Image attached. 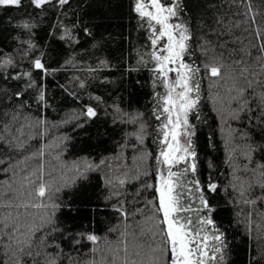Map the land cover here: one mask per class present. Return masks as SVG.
<instances>
[{"label":"trees","instance_id":"obj_1","mask_svg":"<svg viewBox=\"0 0 264 264\" xmlns=\"http://www.w3.org/2000/svg\"><path fill=\"white\" fill-rule=\"evenodd\" d=\"M133 4L134 0H69L61 6L58 0H52L43 8H35L28 0H23L19 8L0 7V58L11 57L15 65L0 69L3 73L0 75V134L11 138L18 135L16 130L21 125H25L24 133L33 136L23 155L0 146V159L5 161L0 164V169L16 164L17 160L43 145L46 172L51 173L58 185H65L67 180L66 186L55 194V202L60 205L55 215L56 226L63 230V235L55 234L60 248L46 249L51 257H56L62 250L63 255L57 257V264H85L104 257L110 259V254H115L117 248L115 242L127 225H130L128 232L135 231L137 235L140 227L148 228L140 215H130L127 221H122L113 209L118 199L115 196L108 199L112 189L106 183V176L112 175L118 166H123V171L136 167V153L131 149L135 138L129 133L137 130L139 122L136 125L122 122V118L127 120L124 114H144L142 119L149 125L145 144L155 153L152 139L156 122L151 114L154 89L149 70L152 65L144 67L140 63L141 56L148 59L146 53L150 45L146 26L141 27L143 21L132 10ZM182 4L186 13H181V19L188 21L193 32L192 55L186 59L201 67L211 57L224 64L221 79H208L201 72L200 119L195 118L196 114L189 116L190 123L195 125L197 178L202 184L214 182L218 185L216 192L205 191V196L213 209L217 226L225 234L224 264H264V200L257 199L262 190L255 187L249 198L256 203L246 206L237 203L240 197L230 185L234 169L237 170L236 176L248 182L253 176L244 170L245 165L251 169L264 164V131L250 124L244 113L238 120L230 118V113L238 106L232 100L236 93L230 89L234 82L243 83L237 80L236 61L242 57L248 61L247 52L253 57L257 55L252 45L258 43L256 31L264 29V0H182ZM85 28L90 34L84 32ZM65 30L70 33V38L61 39ZM202 45L207 48V58ZM36 58L55 71L42 78L41 73L31 69V62ZM69 60L71 63L66 64L65 61ZM101 61L106 63L101 64ZM26 70L32 71V78L46 88V105L36 103L35 88L27 89L22 97L28 101L22 109L18 108L20 100L10 99L12 93L25 91L28 81L27 78L13 80L7 77ZM80 82L84 87H80ZM247 95H251V90ZM86 106L94 107L97 116L91 119L83 116ZM251 106L255 107L254 104ZM37 119L45 121V126L39 129L45 133L43 137L36 135ZM249 149L251 160L245 156ZM85 158L96 164L106 160L113 168L102 165L98 170L72 180L73 172L69 169L74 162ZM37 163L36 160L28 161L20 168L31 170ZM149 165H154V160H148L144 167ZM149 179L141 177V181H132L121 190L123 194L119 200H127L125 207L130 213L137 207H144L143 201L154 195L148 190L136 197L141 182ZM8 181H12L13 188L19 187L18 178L13 177L11 170L8 173L0 171V182ZM2 211L6 215L9 210ZM19 211L24 212L23 209ZM12 212L15 215L17 210ZM45 212L42 208L28 209L27 213L31 215L25 214L26 221L39 225ZM249 213H252L251 225ZM50 231V227H45L36 235L39 237ZM89 232L101 237L98 252H90L94 246L87 240L74 246L65 239L69 235L79 239L78 234ZM128 239L131 253L136 241L131 236ZM141 239L155 247L150 235ZM109 241L112 242V253L108 249ZM37 250L38 246L34 244L33 251ZM124 255L121 250V260Z\"/></svg>","mask_w":264,"mask_h":264},{"label":"snow or ice","instance_id":"obj_2","mask_svg":"<svg viewBox=\"0 0 264 264\" xmlns=\"http://www.w3.org/2000/svg\"><path fill=\"white\" fill-rule=\"evenodd\" d=\"M23 0H0V7L22 6ZM35 8H43L52 3V0H28ZM69 0H58L59 5H66ZM139 19L143 21L141 27L146 26L147 40L150 50L146 53L148 59L141 56L140 63L147 67L152 73V87L154 105L152 107V118L155 120L152 144L155 145V153L149 150L145 144L148 136V122L143 121V113L128 115L127 120L122 122L136 125L135 132L129 133L135 138V143L131 149L136 167L123 171V166L113 169L112 175L106 176V183L112 189V196L117 197L118 203L113 205V209L119 213L122 221H127L129 216L140 215L144 218V224L148 228L140 227L139 235L134 231L128 232L127 225L120 238L115 242L117 245L115 254L104 257L99 261H87L85 264H224L227 245L225 234L217 226L213 218V209L209 200L205 196V191L216 192L218 185L214 182L202 184L197 178L198 164L197 152L194 145L195 125L190 123L189 116L196 114L195 118L200 119L199 106L201 102V72L208 79H221L224 75V64L215 57L207 58V48L203 45V53L207 58L202 67L196 65L195 61L189 62L186 57L192 55L191 41L193 32L188 21L181 19V13H186V8L182 0H134L132 9ZM248 12L252 9L249 4ZM253 23H255L253 19ZM24 27H28L27 24ZM86 34H90L87 28ZM66 37L70 38V33L65 30ZM257 44L252 45L257 55L252 56L247 52L248 61H236L238 70V81L234 82L230 92L236 95L232 100L237 102V108L230 113L231 119H240L241 113L247 115L248 122L255 124L261 131H264V29L255 33ZM29 47H33L29 44ZM26 55V53H25ZM66 64L71 61H65ZM106 62L101 61V64ZM8 66H15L11 57L0 58V69H7ZM31 69L42 74V78L50 75L53 71L49 69L40 58L31 62ZM89 71H92L91 69ZM3 75V73H0ZM27 78L25 91H17L11 94L10 99L20 100L18 108H23L28 101L22 99L27 89H37L36 103L38 105L47 104V92L43 84L38 85L32 78V71L26 70L10 75L7 79L21 80ZM63 87V86H61ZM80 87L84 83L80 82ZM162 89L157 91L156 89ZM257 89H260L257 91ZM66 90V89H65ZM251 90V95L247 93ZM95 99H99L96 97ZM251 102V103H250ZM254 104L255 107L251 105ZM97 111L92 106H86L82 115L91 119L97 116ZM16 117H13L15 120ZM45 126L43 119L35 121L38 130L36 135L43 137L45 133L39 131ZM82 126V125H81ZM25 125H21L16 131L18 135L11 138L0 134V146L6 147L10 152L23 155L29 148L32 135H26L23 131ZM7 129V125H5ZM250 151L245 152V156L251 160ZM45 146H41L30 155H25L23 159L17 160L16 164H9V167L0 169L4 173L12 171L13 177L18 178L19 187L13 188L12 181L0 182V264H57V257L63 255L57 253L56 257H51L46 251L49 247L60 248L57 243L56 233L63 235V230L56 226L55 215L60 205L55 202V194L61 191L63 186L58 185L51 173L46 172L44 157ZM231 158V157H230ZM116 159H119L117 157ZM38 161L35 168L28 170L27 167L21 169L20 165H27L28 161ZM148 160H154V165L145 168ZM5 161L0 159V164ZM113 168L106 160H101L98 164L86 158L74 162L69 171L73 172L71 177L74 180L77 176H84L89 171L98 170L101 166ZM211 166V165H210ZM246 172H251L253 179L245 182L238 176L233 175L230 185L233 191L240 197L237 203L246 206H253L256 200L249 198L255 187L262 190V195L257 199L264 200V164H258L249 169L245 165ZM237 171L234 169V172ZM25 173V174H21ZM141 177L150 179L141 182L137 189L136 197L144 191L151 190L154 195L151 199L143 201L144 207L135 208L134 212H129L125 207L127 200L120 201L123 194L122 189L132 181H141ZM134 203L137 200L133 201ZM45 209V216L42 223H28L25 214L28 209ZM4 209H8L7 214H3ZM17 210L13 215L12 210ZM23 209L24 212L19 210ZM206 213V214H205ZM31 215V213H27ZM252 213H249V225H251ZM140 223L139 221L137 222ZM45 227H50V232H45L37 237V233ZM118 231V229H110ZM79 239L71 235L65 239L70 240L74 246H79L81 240H87L94 246L90 252L99 251L101 237L89 232L80 233ZM150 235L152 243L142 242V237ZM135 241L134 251L129 252V237ZM7 241V242H5ZM37 244V251H33V245ZM108 249L112 251V242H108ZM125 253L121 260L119 252ZM147 250V253H145ZM144 257L140 259V257ZM7 257V259H3ZM43 257V259H41ZM133 257H136L135 259ZM71 261L72 257L69 255Z\"/></svg>","mask_w":264,"mask_h":264},{"label":"rangeland","instance_id":"obj_3","mask_svg":"<svg viewBox=\"0 0 264 264\" xmlns=\"http://www.w3.org/2000/svg\"><path fill=\"white\" fill-rule=\"evenodd\" d=\"M164 2L167 3L168 0H164ZM228 138H229V137H228ZM228 138H227V139H228ZM228 160H229V159H228ZM233 175H236V172H234V170H233V174L231 175V176H232V180H233ZM232 180H231V181H232ZM241 180H242V179H241ZM229 188H230V187H229ZM112 252H114L113 249H112L111 253H112ZM111 256H112V255L110 254V257H111Z\"/></svg>","mask_w":264,"mask_h":264}]
</instances>
